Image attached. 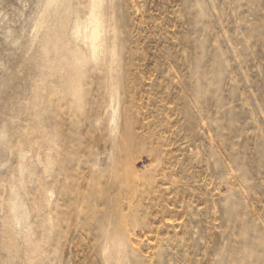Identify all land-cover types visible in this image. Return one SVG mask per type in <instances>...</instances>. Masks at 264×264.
<instances>
[{"label":"rangeland","instance_id":"374dc122","mask_svg":"<svg viewBox=\"0 0 264 264\" xmlns=\"http://www.w3.org/2000/svg\"><path fill=\"white\" fill-rule=\"evenodd\" d=\"M0 264H264V0H0Z\"/></svg>","mask_w":264,"mask_h":264}]
</instances>
